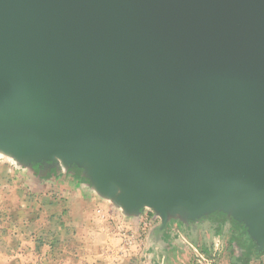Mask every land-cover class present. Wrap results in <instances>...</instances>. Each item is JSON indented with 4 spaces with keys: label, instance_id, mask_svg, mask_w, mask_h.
<instances>
[{
    "label": "water",
    "instance_id": "1",
    "mask_svg": "<svg viewBox=\"0 0 264 264\" xmlns=\"http://www.w3.org/2000/svg\"><path fill=\"white\" fill-rule=\"evenodd\" d=\"M0 155L264 251V0H0Z\"/></svg>",
    "mask_w": 264,
    "mask_h": 264
},
{
    "label": "rangeland",
    "instance_id": "2",
    "mask_svg": "<svg viewBox=\"0 0 264 264\" xmlns=\"http://www.w3.org/2000/svg\"><path fill=\"white\" fill-rule=\"evenodd\" d=\"M76 170L50 174L0 155V264H264L229 219L160 230L152 211L124 215Z\"/></svg>",
    "mask_w": 264,
    "mask_h": 264
},
{
    "label": "trees",
    "instance_id": "3",
    "mask_svg": "<svg viewBox=\"0 0 264 264\" xmlns=\"http://www.w3.org/2000/svg\"><path fill=\"white\" fill-rule=\"evenodd\" d=\"M77 169V168H76ZM79 170V169H78ZM76 170L77 174L76 176L80 177L81 180H85L81 177L80 173L81 171L79 170ZM48 176V175H47ZM206 218H209V219H217V221H215L217 224L218 223H222V222H225V220L229 219L230 221H232V223H234L237 227H239L240 229L243 230L245 236L243 235V237H241L239 240L242 242L241 244L243 245L244 247V251L246 254H251V252L253 253H256L257 255H261L262 252H258L256 249H255V245L252 241L249 240L247 234H246V230H245V227L242 225V224H239L237 222H235L234 220H232L231 218L227 217L226 215H224L223 213H214ZM205 218H202L200 219L199 221H202L204 220Z\"/></svg>",
    "mask_w": 264,
    "mask_h": 264
},
{
    "label": "crops",
    "instance_id": "4",
    "mask_svg": "<svg viewBox=\"0 0 264 264\" xmlns=\"http://www.w3.org/2000/svg\"><path fill=\"white\" fill-rule=\"evenodd\" d=\"M53 172H54V171H53ZM51 173H52V171L50 172V174H51ZM50 174H49V175H50ZM212 221L215 222V221H217V219H214V220H212Z\"/></svg>",
    "mask_w": 264,
    "mask_h": 264
}]
</instances>
